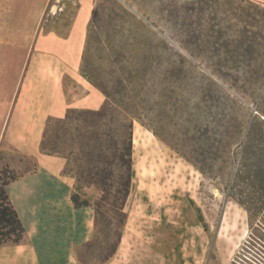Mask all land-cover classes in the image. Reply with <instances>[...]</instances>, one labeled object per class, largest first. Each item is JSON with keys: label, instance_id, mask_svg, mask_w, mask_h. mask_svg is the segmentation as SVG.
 <instances>
[{"label": "rangeland", "instance_id": "rangeland-1", "mask_svg": "<svg viewBox=\"0 0 264 264\" xmlns=\"http://www.w3.org/2000/svg\"><path fill=\"white\" fill-rule=\"evenodd\" d=\"M83 1L0 0V163L21 173L8 189L26 231L0 245V264H264V0ZM83 54L130 97L141 133L115 258L92 207L68 247L75 181L39 148L50 120L106 100Z\"/></svg>", "mask_w": 264, "mask_h": 264}, {"label": "trees", "instance_id": "trees-1", "mask_svg": "<svg viewBox=\"0 0 264 264\" xmlns=\"http://www.w3.org/2000/svg\"><path fill=\"white\" fill-rule=\"evenodd\" d=\"M97 11L91 10L92 18ZM87 50V47L85 48ZM82 56V72L88 81L100 90L106 100L95 110L68 109L63 118L49 121L39 141L40 151L46 155L65 160L63 174L70 175L74 188L70 201L75 209L93 208V225L96 240L103 239L108 245L107 257L116 252L122 237L126 219L124 205L131 181L132 119L130 97L120 89H111L99 77L97 71L87 67V58ZM129 79L137 76H129ZM125 76L115 77L114 83L125 90ZM142 80V79H141ZM112 104V105H111ZM24 172H35L37 164L25 155ZM1 160V159H0ZM261 174L264 170L260 171ZM21 176L8 162L0 163V245L19 244L25 237V228L14 209L6 186ZM263 181H259L258 187ZM95 188L98 196L89 198L84 189ZM102 252V251H101Z\"/></svg>", "mask_w": 264, "mask_h": 264}, {"label": "crops", "instance_id": "crops-1", "mask_svg": "<svg viewBox=\"0 0 264 264\" xmlns=\"http://www.w3.org/2000/svg\"><path fill=\"white\" fill-rule=\"evenodd\" d=\"M87 1L88 0H84L82 3H83V7H82V11L84 10V6H86V5H88L87 4ZM55 6V5H54ZM53 6V7H54ZM52 7V8H53ZM55 8H56V6H55ZM55 12V11H54ZM53 11H52V13H54ZM78 20V19H77ZM76 24H77V21H76ZM79 24V23H78ZM75 27H76V25H75ZM76 29V28H75ZM76 33H77V31H76ZM73 42H74V39L72 40V42H71V44L73 45ZM49 158V160L50 161H52L53 163H55V165H56V169H55V172L54 173H56V174H58L59 173V171L61 170V168H62V164H63V162H62V160H61V158H59V157H53V156H49L48 157ZM51 158H53V159H51ZM42 160H43V158L41 159L40 157H38V162H42ZM54 160V161H53ZM68 177V181H66V182H68V184L70 183V181L69 180H71V179H73L71 176H67ZM70 178V179H69ZM11 184V183H10ZM10 184H8L7 186H6V191H7V193H8V196H9V199H10V201H11V203H12V200H11V196H10V193H9V185ZM61 188V189H60ZM46 189H48V188H46ZM54 189V192H57L58 190H64V189H66V191H68V187H65L64 189L60 186L59 188H56V186L53 188ZM53 189H49V190H52L53 191ZM12 205H13V203H12ZM13 207H14V205H13ZM86 208V210H90V207H85ZM14 209L16 210V208L14 207ZM84 209H82V208H79V209H75V208H73V209H71L69 212V215H68V217H69V219L71 220V221H73V224H74V226L72 227L73 228V230L71 231L70 230V233H71V235H70V237H69V239H68V242H67V244H68V247L69 246H71V244H77L78 242H81L82 241V233H83V229H82V222H81V220H80V218L82 217V214L84 213V211H83ZM16 212H17V210H16ZM89 212V211H88ZM19 216V215H18ZM20 218V217H19ZM21 220V219H20ZM22 222V221H21ZM23 224V223H22ZM24 226V225H23ZM25 228V227H24ZM129 232H131V231H129ZM132 233V232H131ZM124 235H125V233L124 234H122V237H121V239H120V242H119V244H118V247H117V249H116V252L114 253V255L112 256V258H115V256L117 255V253H118V250H119V247H120V245H121V243H122V240H123V237H124ZM51 250H53V251H51L50 253H49V257H50V259H52V260H61V259H63V260H68V259H71L72 258V256H71V253L69 252V248H68V250H66V253L64 254V255H62L61 254V256H60V253H58V251H56V250H54V249H51ZM55 254V255H54ZM64 256V257H63ZM53 264V263H52Z\"/></svg>", "mask_w": 264, "mask_h": 264}, {"label": "bare ground", "instance_id": "bare-ground-1", "mask_svg": "<svg viewBox=\"0 0 264 264\" xmlns=\"http://www.w3.org/2000/svg\"><path fill=\"white\" fill-rule=\"evenodd\" d=\"M55 6L52 8V11L54 12L55 11ZM132 143H133V145H135V144H138V143H140V136H141V133H140V131L138 130V128L136 127V125L135 124H133V128H132ZM149 141L150 140H148L147 142L149 143Z\"/></svg>", "mask_w": 264, "mask_h": 264}]
</instances>
